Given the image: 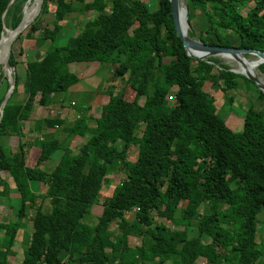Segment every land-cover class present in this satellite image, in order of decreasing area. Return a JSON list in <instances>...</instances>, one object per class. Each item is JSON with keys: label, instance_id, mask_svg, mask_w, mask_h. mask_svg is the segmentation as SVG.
Segmentation results:
<instances>
[{"label": "trees", "instance_id": "16d2710c", "mask_svg": "<svg viewBox=\"0 0 264 264\" xmlns=\"http://www.w3.org/2000/svg\"><path fill=\"white\" fill-rule=\"evenodd\" d=\"M49 1L43 0L40 15L27 27L29 32L40 28V16ZM55 1L69 11H85L81 0ZM31 2L0 0V24L15 28L22 9L33 10ZM250 2L253 6L243 16L241 10ZM185 4L189 26L197 20L202 24L197 35L193 28L188 31L190 37L203 41L209 36L212 45L264 51V0H185ZM202 4L210 10L197 16L195 10ZM91 5L96 11L93 22L77 25V33H70L63 46L57 44L62 26L51 36L43 27L35 57L17 65L13 49L22 40L21 33L12 43L9 64L15 70V85L0 116V135L8 132L21 137L38 93L67 91L78 81L69 71L74 58L95 61L99 68L125 76L124 82L134 91L131 101L122 91H108L112 98L101 107L100 127L90 125L84 114L71 126L59 118L35 121L38 133L43 123L47 128L56 126V133L40 140L36 163L52 158L57 163L44 191L50 210L44 214L37 209L34 238L21 264H193L199 256L209 264H249L251 250L259 252L264 264V93L218 58L211 63L189 56L176 34L169 0H157L158 18L143 0H91ZM135 23L146 40L128 37ZM165 49L174 51L169 61L164 59ZM214 64L222 70L218 78L223 104L230 112L245 87L262 101L259 109L252 103L244 108L241 128L228 129L227 134L220 132L224 117L201 94ZM259 66L264 72V63ZM2 72L0 65V104L8 89ZM19 89L24 92L22 99L17 98ZM170 94L174 104L165 111ZM75 107L82 113L88 108L83 103ZM139 126L135 160L101 203L95 222H83L90 219L92 206L99 204L110 169L125 160ZM82 131L90 136L72 153L71 141ZM24 154L21 143L14 150L0 144V197L7 199L18 217L13 224L0 223V264H9L26 201L35 196ZM3 172L14 183L13 193ZM128 212H133L130 218ZM185 216L182 228L155 222ZM113 223L115 233L110 229ZM258 229L263 233L259 242ZM129 236L137 239L133 248ZM131 251L139 254L130 258Z\"/></svg>", "mask_w": 264, "mask_h": 264}, {"label": "rangeland", "instance_id": "374dc122", "mask_svg": "<svg viewBox=\"0 0 264 264\" xmlns=\"http://www.w3.org/2000/svg\"><path fill=\"white\" fill-rule=\"evenodd\" d=\"M66 2L74 0H65ZM80 1V0H75ZM85 3V11L75 12L69 11L64 5H59L55 0H50L48 4L47 11L41 14L40 16V28L36 31L29 32L28 28L24 29L21 32L22 40L18 41L14 47V56L17 61V65L26 60L33 59L35 57V49L37 45L38 38L43 35V27H47L48 36L58 30L60 26L62 29L58 32V41L59 46L66 44L67 38L70 33H75L79 21H89L93 22V19L96 17V11L91 5V0H81ZM146 2L150 8L152 15L159 17V11L157 6V0H143ZM86 5H88L86 9ZM253 6V2H250L248 6L244 7L241 12L245 16L249 9ZM210 10L205 4H202L200 7L196 8L195 14L198 16L200 12ZM40 15H37V17ZM198 19V18H197ZM137 24L135 23L133 27L128 31V37L132 38H143L144 37L137 32ZM194 34H198L199 28H202V24L199 20L192 26ZM188 24L187 33L192 29ZM4 25L0 24V38L4 34ZM77 33V32H76ZM30 35V36H27ZM194 39L198 40L195 36ZM146 40V39H144ZM204 43L211 44V38L205 36L203 38ZM20 49H23V52H20ZM165 61H169L174 57V51L172 49H165L163 52ZM247 59H252L254 57L251 53L242 54ZM213 58H218L222 63L226 64L230 69L235 70L237 64L225 61L219 56H210L205 58V60L213 61ZM194 59H198L194 57ZM241 61H243L241 59ZM72 73L77 77L78 81L74 84H71L68 87L67 91L63 92H50L48 94H43L42 92L38 93L34 99L33 107L29 115V119L23 122V135L21 137L10 134L6 132L3 135H0V144L8 145L11 150H14L15 147L21 143L24 148V165L27 172V176L31 181L32 189L35 193V196L27 199L25 204V217L19 221L17 225V235L16 240L9 252V264H21L22 259L26 253V246L34 238V217L36 211L39 208L41 212L46 214L50 210L49 200L44 196V191L46 189V182L49 178V172L57 163V160L54 162L52 158L47 162L36 163V158L39 152V142L46 135L56 133V126L47 128L45 123L41 125L42 133H38L34 130L35 121L37 119H66V124L71 126L72 123L80 115H85L89 119V124L95 127L102 126V120L100 119L101 107L103 104L108 103L112 95L108 94V91L114 93L122 91L126 100L131 101L134 98V91L126 84L125 76H115L111 69L103 68V70L98 68V63L95 61L86 62L82 60H77L74 58L70 64ZM256 77L258 79L264 80V72L261 71L260 66L256 68ZM15 71V70H14ZM222 70L219 68L218 64H214L213 69L210 71L208 78L205 80L204 85L201 90L203 98L209 103L212 110H216L217 113L224 117L225 126L220 127V132L223 134L228 133V129L238 131L242 125V118L244 114V108H246L250 103L254 105L255 108L259 109L262 107V101L256 97V93L250 87H245V94L242 91H239L241 94L236 98L233 104V110L230 112L227 107L223 104V97L221 91L222 82L219 80V75ZM1 76L6 77L4 72L1 73ZM262 77V78H261ZM7 78V77H6ZM173 91L175 88L172 89ZM0 94H3V90L0 91ZM24 97V92L22 89H19L17 93V98L22 99ZM168 105L164 108L165 111H168V107L174 104L173 95H168L167 97ZM140 103H143V98L139 100ZM87 104L90 106L85 110L84 113L78 110L75 106L77 104ZM188 126V125H186ZM63 136V134H59ZM141 135V126L137 128L134 135V144L130 146L125 160L117 165H114L106 178L104 179L102 191L100 193L99 204H94L91 208L90 219L84 218L83 222L87 224H93V219L96 220V217L101 213L102 205L101 203L105 198H107L111 193L116 184H118L126 175V168H129L133 161L135 160L137 154V142L139 136ZM90 136L89 133L81 132L77 134L74 139L71 141L70 147L71 152L76 153L79 147L87 140ZM2 176L6 178L9 186L10 193H13L14 183L11 177L8 176L7 172H3ZM87 186H84L83 190ZM15 195H12L14 197ZM185 201H181L180 205L184 206ZM205 206H202V209L205 210ZM228 207H225L227 210ZM133 215V212H128L126 214L127 218H130ZM16 212H14L13 207L8 204V201L4 197H0V223L13 224L17 221ZM188 216L182 218L181 220H175L173 222L166 220L165 218H157L155 220L158 224H163L167 228H182L186 224ZM110 229L115 233L116 224L113 223ZM1 233V232H0ZM160 234H165L164 230H159ZM193 232H190L189 235H192ZM263 233L261 229H258L256 234V240L259 242L262 240ZM137 239L133 236H129V245L131 247L136 246ZM139 253L135 251L128 252L130 258L137 256ZM64 258V257H63ZM249 264H261L262 257L256 250H251L248 257ZM157 261H146L147 264H155ZM193 264H209L207 263L205 257L199 256Z\"/></svg>", "mask_w": 264, "mask_h": 264}, {"label": "water", "instance_id": "95a60500", "mask_svg": "<svg viewBox=\"0 0 264 264\" xmlns=\"http://www.w3.org/2000/svg\"><path fill=\"white\" fill-rule=\"evenodd\" d=\"M170 4H171V14L173 17V23H174V27L176 30V34L179 38H181L182 42H183V46L187 52V54L191 57H195L194 55H192L190 53V51L192 50H198V51H202L205 52V54L207 55H211V56H218L221 53H225V52H230L234 55L236 54H245V53H251L253 55H256L260 58H262V63H264V51L263 50H259V49H242V48H237V47H227V46H221V45H212V44H207L202 42L201 40H196L193 37H190L187 33V35L183 34L178 26V13H179V1L178 0H169ZM42 3L43 0H32L31 5H34L35 9L34 12L32 14V16L28 19H26V8L27 6H25L22 9V17L20 22L18 23V25L13 28V29H8L6 27H4V31H5V35L6 38L4 40H2V37L0 38V65L2 66V71L4 72V74L7 77V81H8V89L4 95V98L0 104V116L2 115L3 112V107L6 104L8 98L10 97V94L12 93V90L14 88L15 85V71H14V67L10 66L9 64V56L11 53V47H12V43L13 41L16 39V37L24 30L26 29L37 17V15L39 14L41 7H42ZM184 20L186 25L188 26V21H187V7L185 4V0H184ZM200 60H205V58H199ZM209 61V60H207ZM211 63H214L213 61H209ZM231 71L244 75L245 77H247L248 79H250L251 81H253L255 83V85L257 86V88L262 91L264 93V84H261L259 82L258 77H256L253 74L250 73H245V72H237L235 70L230 69Z\"/></svg>", "mask_w": 264, "mask_h": 264}, {"label": "bare ground", "instance_id": "6f19581e", "mask_svg": "<svg viewBox=\"0 0 264 264\" xmlns=\"http://www.w3.org/2000/svg\"><path fill=\"white\" fill-rule=\"evenodd\" d=\"M178 1H179L178 26H179L180 31L184 35L185 34L187 35L188 26L186 25L185 20H184V0H178ZM34 9H35V7L33 8L32 11L26 13V19H28L32 16ZM5 38H6V35L4 33V35L2 36V40H4ZM190 53L198 59L199 58H207V57L211 56V55L205 54V52L198 51V50H192V51H190ZM218 56L223 58L227 62L236 63L237 66H236L235 71L240 72V73L245 72V73H250V74L256 75V70H257L256 68L262 63V58H260L256 55H254V57H252V59H247L242 54L234 55L230 52L221 53ZM241 59L243 61H241ZM259 82L261 84H264L263 79H259Z\"/></svg>", "mask_w": 264, "mask_h": 264}, {"label": "crops", "instance_id": "0c3cea01", "mask_svg": "<svg viewBox=\"0 0 264 264\" xmlns=\"http://www.w3.org/2000/svg\"><path fill=\"white\" fill-rule=\"evenodd\" d=\"M82 22H83V20H82V21L80 20L78 25H81ZM76 32H77V31H76ZM76 32H75V34H76ZM71 63H72V61L69 62V71H70V72H72V71H71V68H70V64H71ZM98 68H99V67H98ZM103 68H104V67H103ZM103 68H99V69L103 70ZM104 69H105V68H104ZM89 107H90V106L88 105V108H89ZM186 204H187V201L185 200V204H184V206L180 205V207L183 208V207L186 206ZM127 214H128V213H127ZM93 221L95 222V219H93Z\"/></svg>", "mask_w": 264, "mask_h": 264}, {"label": "built area", "instance_id": "2783aa9c", "mask_svg": "<svg viewBox=\"0 0 264 264\" xmlns=\"http://www.w3.org/2000/svg\"><path fill=\"white\" fill-rule=\"evenodd\" d=\"M134 210H135V208H134ZM134 210H133V211H134Z\"/></svg>", "mask_w": 264, "mask_h": 264}]
</instances>
